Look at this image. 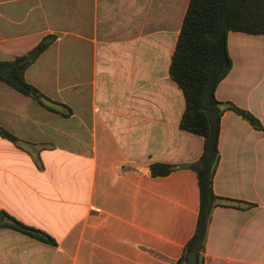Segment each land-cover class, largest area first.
I'll return each mask as SVG.
<instances>
[{"label": "crops", "instance_id": "obj_1", "mask_svg": "<svg viewBox=\"0 0 264 264\" xmlns=\"http://www.w3.org/2000/svg\"><path fill=\"white\" fill-rule=\"evenodd\" d=\"M189 0H0V63L52 44L24 72L49 108L0 82V264H177L199 213L203 139L180 130L169 67ZM217 101L264 129V36L230 32ZM204 264H264V132L220 120ZM153 164L174 167L152 176ZM5 220H2V223Z\"/></svg>", "mask_w": 264, "mask_h": 264}, {"label": "trees", "instance_id": "obj_2", "mask_svg": "<svg viewBox=\"0 0 264 264\" xmlns=\"http://www.w3.org/2000/svg\"><path fill=\"white\" fill-rule=\"evenodd\" d=\"M230 32L264 36V0H189L177 44L169 67L170 79L182 91L185 109L179 128L203 139L202 155L187 167L196 173L199 187V213L196 229L177 264H184L187 253L198 255L204 264L207 230L212 211L219 206L240 207L243 203L217 197L212 189L219 162L220 120L225 111H233L254 129L263 131L260 121L250 112L229 102L215 99L219 82L231 68L226 40ZM54 37H44L31 51L11 62L0 63V82L16 92L49 108L54 104L24 79L25 70L52 44ZM0 136L16 139L0 129ZM174 167L153 164L152 176H165ZM2 220L5 222L2 223ZM0 226L29 234L46 244L55 242L42 232L27 228L0 212Z\"/></svg>", "mask_w": 264, "mask_h": 264}, {"label": "water", "instance_id": "obj_3", "mask_svg": "<svg viewBox=\"0 0 264 264\" xmlns=\"http://www.w3.org/2000/svg\"><path fill=\"white\" fill-rule=\"evenodd\" d=\"M198 262V255L195 252H189L186 255L184 264H197Z\"/></svg>", "mask_w": 264, "mask_h": 264}]
</instances>
